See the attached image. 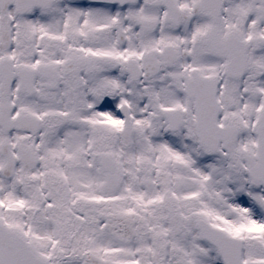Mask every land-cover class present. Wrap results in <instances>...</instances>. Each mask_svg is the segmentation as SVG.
Segmentation results:
<instances>
[{
    "label": "snow or ice",
    "instance_id": "6c2138e0",
    "mask_svg": "<svg viewBox=\"0 0 264 264\" xmlns=\"http://www.w3.org/2000/svg\"><path fill=\"white\" fill-rule=\"evenodd\" d=\"M0 264H264V0H0Z\"/></svg>",
    "mask_w": 264,
    "mask_h": 264
}]
</instances>
